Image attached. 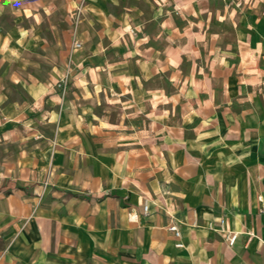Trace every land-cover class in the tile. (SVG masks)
<instances>
[{
    "label": "crops",
    "instance_id": "obj_1",
    "mask_svg": "<svg viewBox=\"0 0 264 264\" xmlns=\"http://www.w3.org/2000/svg\"><path fill=\"white\" fill-rule=\"evenodd\" d=\"M38 1L0 4V13L16 17L28 11L30 20L21 31L18 19L11 21L15 37L0 24V77H6L0 78V128L9 122L29 126L26 152L32 155L37 150L30 145V132L45 123L57 126L63 167L55 214L58 242L46 244L51 233L44 228L38 259L34 253L40 245L29 229L18 233L0 222V264H264V0H142L148 11L130 4L121 18L111 12L114 0H87L92 21L101 27L122 22L130 47L118 60L107 61L112 67L81 70L89 74L87 82L62 98L49 81H14L20 74L13 43L32 41ZM178 57L192 60L194 74L200 58L206 57L207 66L217 62L219 76L228 73L221 64L233 62L229 74L239 77L234 95L227 100L223 84H193L192 100L178 95L163 101L157 90L133 81L146 73L145 65L155 74L157 60L172 68L170 60ZM126 58L133 69L116 65ZM213 68L205 72L203 67V74H214ZM167 109L168 116L162 115ZM147 110L161 113L148 116ZM165 121L169 137L150 127ZM32 138L48 153L44 135ZM17 189L1 195H25L30 204L40 196L32 182ZM49 192L46 187L43 200ZM50 207L43 208L48 221ZM170 215L179 224L182 248L174 246L167 229ZM221 217L230 231L240 233L232 247L216 230Z\"/></svg>",
    "mask_w": 264,
    "mask_h": 264
},
{
    "label": "rangeland",
    "instance_id": "obj_2",
    "mask_svg": "<svg viewBox=\"0 0 264 264\" xmlns=\"http://www.w3.org/2000/svg\"><path fill=\"white\" fill-rule=\"evenodd\" d=\"M82 1H38V3H41V6H38L41 10L39 11V17L36 18L37 24L31 31L32 41L30 42L29 38L26 42L21 40L19 44L13 43V46H15L13 48L18 50L16 56L18 64L15 65V68L20 74V76L16 77L17 80L14 81L18 82V78L19 82L24 83L26 81L30 82L32 79L35 82H38V80L40 82L43 80L49 81L54 86L55 93L62 98L66 93H70V90L75 85L87 82L85 77L86 75L89 76V74H85V72L81 73V70L87 69L88 72L86 73H89V71L91 73L92 70L90 68L98 67L97 69H100L101 65H104V67H112L114 64L109 65L107 61L118 60L123 55L122 52L124 49L130 47L127 40L129 30H123L121 26L122 22L114 23L115 25L113 27H101L100 23L92 21V12L87 6V0L84 1L83 10H80V4H83ZM114 1L115 3L114 5L112 4L111 12L116 18H121L124 11L123 7L130 4L137 5V7L141 5V8L145 9V11H148L147 9L150 8L142 0V2L138 0ZM145 1L146 3L152 2V0ZM0 4L6 6L9 4V0H0ZM167 5L169 7L170 2ZM27 15H29L28 11L21 12V10L16 17H12L8 12H1L0 24L3 27L2 31H13V37H15V28L11 24V21L15 18L18 19L19 30H26L30 26V20L26 18ZM78 18L82 21L80 22ZM154 30V28L151 29V31ZM231 52L233 53V50L228 48L227 54L230 55ZM217 56V52H215V58ZM126 60L116 65L127 66L128 64V67L133 69L129 58H126ZM170 61L176 67L169 68L165 59L157 60L159 73L151 74L154 70L149 69L147 64L145 65L146 73L143 76L134 77L133 81L135 83H141L148 90H157L163 95V101L166 98L177 99L178 95L181 101L186 102L192 100L193 92L189 90V85L193 84H223L227 90L225 92L227 100H230L229 98L234 95L233 87L239 77L229 74L230 70H233L231 69V67H234L233 62L226 61V65L221 64L222 67L220 69H226L225 72L228 71V73L226 72L224 74L223 70V74L219 76L216 73L219 69L218 63L211 61L207 66L206 57L204 60L201 58L198 59L197 63L200 66V70L197 74L192 73V60H188L185 57H178L177 60L173 59ZM203 67L205 68V72L207 67H214L215 73L210 76L204 75L202 71ZM32 69L37 70L38 74L31 76L30 72ZM0 78L6 79V77ZM13 79L15 78H12V82ZM110 79H116V77H110ZM9 94L13 97H19L20 95V93H14L12 91ZM154 104L153 102L152 105ZM36 107H38V104ZM40 108L41 106H39ZM43 108L47 109L49 105L44 102ZM4 110H7V108ZM55 110H58V108ZM147 112L148 116H150L155 111L147 110ZM156 113L158 115L161 112ZM162 113V115L168 116L169 110L167 109L166 112L163 111ZM2 121L6 122L8 118L4 116ZM18 124L22 123H3L0 128V163H2V166L0 165V222L2 223V227H12L18 233H23L26 229H29L34 234L31 238L34 239L35 243L40 245L39 248H36L37 250L34 253L35 257L41 259L44 238L43 229L45 228L47 232L51 233L50 241L48 238L46 244L51 243L53 245L58 242V219L56 216L58 215L57 201L62 192L59 187V179L63 167L57 154H59L61 146L56 141L57 126L54 127L50 123H45L37 130L33 129L32 132L37 134L38 137L44 135L47 138L46 143L49 148L46 151L48 153L42 152L41 148L38 150L39 141L36 138H32L34 135L32 132H30V145L33 144L32 147H36L35 149L38 152L34 151L32 155L27 153V142L25 138L27 137L26 133L29 131V126L22 125V128H19L17 127ZM169 126V121H165L164 125L151 124L150 127L152 129L154 128V130L160 129V134L169 137V134H171ZM17 153L19 154L18 157H16ZM30 159L33 160L31 161V166L29 165ZM14 160L16 161L14 162ZM15 163L19 166L18 170L13 171L12 168L15 167ZM30 182L34 186H37L40 192V196L33 199L31 204L30 198L25 195L21 199L16 198L17 196L15 195L13 198L1 195V193H10L11 189L17 192V188L22 189L23 186L30 185ZM46 187H49L50 192L43 200L42 196ZM25 194L27 195L29 192L26 191ZM49 202L51 205L48 204ZM49 206H51L50 221L43 214V208H48ZM249 237L251 238L253 236ZM14 238L12 237L11 239ZM7 247H9V242Z\"/></svg>",
    "mask_w": 264,
    "mask_h": 264
},
{
    "label": "built area",
    "instance_id": "obj_3",
    "mask_svg": "<svg viewBox=\"0 0 264 264\" xmlns=\"http://www.w3.org/2000/svg\"><path fill=\"white\" fill-rule=\"evenodd\" d=\"M260 200H261V198L259 197V201ZM143 214L144 215L148 214V205H147L146 200L143 203ZM170 218H171V221L168 223L167 229L169 232H171L173 234V236L176 240L174 246L176 248H182L183 247V243L181 242L182 234H181L179 224L174 220V218L171 215H170ZM216 230L220 231L223 234L224 239L226 240V242L228 243V245L230 247H232L235 244V242L238 238V235L240 234L238 232L230 231V229L228 228V225H227V221L223 217L218 219ZM247 234L249 236H253L252 232H247Z\"/></svg>",
    "mask_w": 264,
    "mask_h": 264
}]
</instances>
